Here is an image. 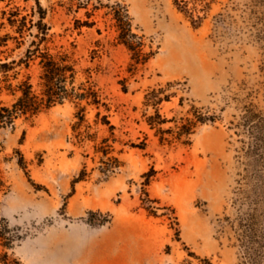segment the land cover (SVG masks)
Masks as SVG:
<instances>
[{
	"label": "rangeland",
	"instance_id": "obj_1",
	"mask_svg": "<svg viewBox=\"0 0 264 264\" xmlns=\"http://www.w3.org/2000/svg\"><path fill=\"white\" fill-rule=\"evenodd\" d=\"M184 1L0 0V109L73 66L0 123V264H264V0Z\"/></svg>",
	"mask_w": 264,
	"mask_h": 264
},
{
	"label": "trees",
	"instance_id": "obj_2",
	"mask_svg": "<svg viewBox=\"0 0 264 264\" xmlns=\"http://www.w3.org/2000/svg\"><path fill=\"white\" fill-rule=\"evenodd\" d=\"M175 5L181 9V11L185 12L192 20L193 24L199 27L203 21L199 15H196V8L189 7V1L184 0H174ZM206 8L209 7L207 4ZM42 34L46 36L47 30L43 29ZM10 37L8 35L4 37H0V50L2 47H6L8 40ZM16 42V49H20L23 45L22 42H19L16 38L14 39ZM33 46H36L35 42L32 43ZM23 57L19 59L20 64L25 63L26 67H29L30 61L34 58H41L39 66L42 70L43 83L41 87L43 88L42 96L35 94L33 90V86L29 83V81H24L21 85L18 86V91L21 93L17 101L9 107H2L0 109V123L4 126H12L15 120L21 116L33 117L37 116L43 110L49 109L55 106L58 102L61 103L67 90L64 86V82H66L65 74L68 71H73V66H69L65 64L68 60V57L65 56L60 58V62H57L53 56L47 55L45 53H40L38 47L35 50H26L23 53ZM0 62H2L0 60ZM17 64L14 59L10 64L2 63L0 67L2 70L9 69V65ZM79 100L87 99V95L85 93L76 95Z\"/></svg>",
	"mask_w": 264,
	"mask_h": 264
},
{
	"label": "bare ground",
	"instance_id": "obj_3",
	"mask_svg": "<svg viewBox=\"0 0 264 264\" xmlns=\"http://www.w3.org/2000/svg\"><path fill=\"white\" fill-rule=\"evenodd\" d=\"M126 262V261H125ZM126 264H128V262H126Z\"/></svg>",
	"mask_w": 264,
	"mask_h": 264
}]
</instances>
